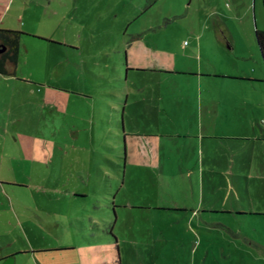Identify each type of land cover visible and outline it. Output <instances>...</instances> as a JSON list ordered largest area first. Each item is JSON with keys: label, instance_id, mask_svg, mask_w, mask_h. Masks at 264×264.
Wrapping results in <instances>:
<instances>
[{"label": "rangeland", "instance_id": "obj_1", "mask_svg": "<svg viewBox=\"0 0 264 264\" xmlns=\"http://www.w3.org/2000/svg\"><path fill=\"white\" fill-rule=\"evenodd\" d=\"M217 25L238 43L247 44L244 34H252L261 58L256 29L264 30V0H10L0 30L24 35L16 76H0V180L30 188L8 187L11 198L0 194L6 255L74 248L28 254L17 264H112L119 259L108 237L114 225L121 264H264V213L250 212L264 209V180L245 173L233 179L234 144L222 142L215 158L213 149H200L185 136L165 140L160 167L125 170L123 42L155 27L163 47L183 45L191 41L188 29ZM42 85L86 93L94 103L73 97L67 111L54 113L43 106ZM161 93L166 96V88ZM174 93L176 120L185 124L165 134H198L193 104L189 110L184 105L190 89L176 85ZM71 130H80V139ZM126 132H135L128 120ZM23 136L36 141L30 157L14 145ZM245 167L242 162L239 170ZM234 183L242 189L237 195ZM74 192L88 196L68 207Z\"/></svg>", "mask_w": 264, "mask_h": 264}, {"label": "crops", "instance_id": "obj_2", "mask_svg": "<svg viewBox=\"0 0 264 264\" xmlns=\"http://www.w3.org/2000/svg\"><path fill=\"white\" fill-rule=\"evenodd\" d=\"M8 3L10 0H0V14H5ZM186 33L191 41L184 42L183 45L171 43L172 45L163 47L159 44L162 39L159 36V29L155 27L138 30L123 42L126 43L122 50L126 80L123 81L121 88L126 91L124 98L127 100L123 103L120 128L124 131L125 170L127 166L160 167L162 143L165 140H177L185 136V139L194 140L200 149H213L215 158L216 154H220L216 153L215 148L222 149L221 146L224 144L222 142L234 144L235 147L231 145L234 152L231 168L233 179L239 181L243 179L245 173L247 179L264 180V62L261 56L259 58L255 55L252 34L243 33L248 46L243 41L238 43L234 39V33L220 25L193 27ZM71 49L74 53L80 52L78 49ZM89 72L93 74L90 70ZM0 76L3 80L12 78ZM20 82L32 84L25 79ZM181 84L190 89L187 95L188 101H184V105H186L185 109L189 110L187 105L193 104L189 111L195 118L193 129L196 128L198 134H165L168 131H175L178 125L185 124L182 120H176L181 115L176 112L179 109L175 105L180 106V103L177 102L179 98L176 97L174 89L176 85L181 86ZM41 87L43 106L54 113L67 111L73 97H81L86 100L85 102L94 103V97L86 93L78 94L71 89L61 90L44 85ZM163 88H166V96L161 93ZM111 97L118 99L115 95ZM108 108V112L112 110L114 115L118 113V107L108 106ZM53 115L56 121L58 115ZM127 120L135 132H126ZM143 129L149 134H142ZM56 132L62 133L63 128L59 129L56 126ZM71 133L73 138L80 139V130H71ZM23 138L24 142L14 145L19 146L26 157H30L36 148V141L32 136L29 138L23 136ZM61 141L71 142L70 139H61ZM117 153H120L121 157V151ZM239 158H243L244 161ZM105 159L108 161L107 157ZM219 161L220 159L218 164ZM236 162L238 167L234 166ZM242 162L246 166V172L239 170ZM1 181L3 180H0V194L7 198L13 195L8 191V187L21 191L30 188L16 181ZM240 191H242L241 187L234 183L233 192L237 195ZM58 195L63 197L68 194L60 191L57 192ZM87 196L88 193L78 195V192H74L71 196L73 199L68 201L67 206L77 207L79 199L85 200ZM12 210L14 211L15 208ZM250 212L253 216L256 213H264V209L250 210ZM112 244L114 245L113 242ZM4 245L0 242V264H3L8 257H14L17 264L20 257L28 254L36 256L45 252L72 253L74 250V248L39 252L23 250L18 253L12 252L7 256L4 253ZM114 254L117 257L115 252ZM117 260L118 258L112 264H116Z\"/></svg>", "mask_w": 264, "mask_h": 264}, {"label": "trees", "instance_id": "obj_3", "mask_svg": "<svg viewBox=\"0 0 264 264\" xmlns=\"http://www.w3.org/2000/svg\"><path fill=\"white\" fill-rule=\"evenodd\" d=\"M22 35L24 34L19 33V32H10V31L0 30V44L8 48L7 52L3 56L0 57V75L4 77H15L17 74V67L19 63L20 43H21ZM256 41H257V45L261 53V57L264 62V31L256 29ZM125 100H127V98H125ZM125 150L126 148L124 146L123 157L126 156V153H124ZM77 197L84 198L82 196H77ZM115 208H118V206L114 204V209H112V211L116 218ZM113 228H114V225H111V228H110L111 233H109L108 237L112 239L110 242L114 243L115 245L114 252L119 257V259L116 261V264H121L120 244H119L118 238L113 233Z\"/></svg>", "mask_w": 264, "mask_h": 264}, {"label": "water", "instance_id": "obj_4", "mask_svg": "<svg viewBox=\"0 0 264 264\" xmlns=\"http://www.w3.org/2000/svg\"><path fill=\"white\" fill-rule=\"evenodd\" d=\"M8 48L2 44H0V56L6 53ZM3 264H15V258L14 257H8Z\"/></svg>", "mask_w": 264, "mask_h": 264}, {"label": "flooded vegetation", "instance_id": "obj_5", "mask_svg": "<svg viewBox=\"0 0 264 264\" xmlns=\"http://www.w3.org/2000/svg\"><path fill=\"white\" fill-rule=\"evenodd\" d=\"M4 54H5V53H4ZM4 54H3V55H4ZM3 55H1V56H3ZM1 56H0V57H1Z\"/></svg>", "mask_w": 264, "mask_h": 264}]
</instances>
